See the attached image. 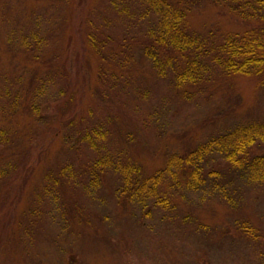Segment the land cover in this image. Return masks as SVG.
<instances>
[{"label": "rangeland", "instance_id": "1", "mask_svg": "<svg viewBox=\"0 0 264 264\" xmlns=\"http://www.w3.org/2000/svg\"><path fill=\"white\" fill-rule=\"evenodd\" d=\"M184 1L208 43L247 28L230 0ZM146 8L0 0V264H264V184L239 171L196 192L168 180L165 210L121 192L126 167L149 177L174 154L264 124V76L214 69L176 87L172 65L156 68ZM243 221L258 238L240 234Z\"/></svg>", "mask_w": 264, "mask_h": 264}, {"label": "trees", "instance_id": "2", "mask_svg": "<svg viewBox=\"0 0 264 264\" xmlns=\"http://www.w3.org/2000/svg\"><path fill=\"white\" fill-rule=\"evenodd\" d=\"M144 2L147 13L149 10L155 12V21L147 31L149 40L143 47V53L161 72L167 65L174 67L171 77L176 87L198 86L208 79V70L214 69L233 75L263 78L264 0H230V14L247 25V28L240 34H228L221 42L210 43L189 30L186 22L189 7L184 0ZM61 66L65 80L69 79L70 74L63 64ZM69 80L73 83V79ZM65 85V94L64 91L59 94L70 97L72 89L68 84ZM72 118L73 113L69 112L64 121L69 123ZM263 150L264 124L240 125L198 144L183 155H172L163 169L149 177L138 176L137 168H124L120 172V180L123 181L121 192L139 202L143 199L153 200L154 207L165 210L170 206L169 199L162 197L163 186L168 180L171 186L196 192L208 183H216L227 171L235 170L264 184ZM101 162L94 166L103 168L105 164ZM91 180L95 182L94 177ZM150 212L144 211L143 215L150 217ZM239 229L241 235L258 238L257 229L245 221Z\"/></svg>", "mask_w": 264, "mask_h": 264}]
</instances>
